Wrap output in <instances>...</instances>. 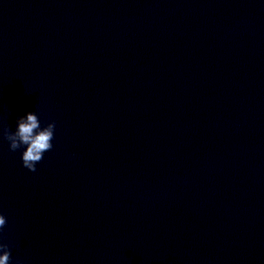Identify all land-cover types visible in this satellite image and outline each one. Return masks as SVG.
Wrapping results in <instances>:
<instances>
[{
  "label": "clouds",
  "instance_id": "9594fccd",
  "mask_svg": "<svg viewBox=\"0 0 264 264\" xmlns=\"http://www.w3.org/2000/svg\"><path fill=\"white\" fill-rule=\"evenodd\" d=\"M17 127L0 128V138L8 142L10 152L23 148L21 153L22 166L31 172L36 171V165L44 158V153L53 148L55 121L41 127L40 120L35 112H29L25 116L17 117ZM6 225V217L0 214V230ZM0 264H9L11 252L9 246L0 243Z\"/></svg>",
  "mask_w": 264,
  "mask_h": 264
}]
</instances>
